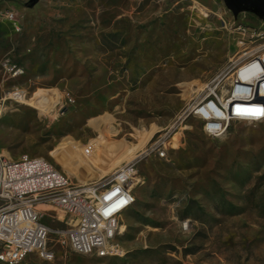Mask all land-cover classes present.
Listing matches in <instances>:
<instances>
[{"label": "rangeland", "instance_id": "obj_1", "mask_svg": "<svg viewBox=\"0 0 264 264\" xmlns=\"http://www.w3.org/2000/svg\"><path fill=\"white\" fill-rule=\"evenodd\" d=\"M0 10L13 13L0 17L1 153L86 179L154 139L164 149L135 164L120 255L72 251L67 214L50 207L52 256L15 264H264V117L212 135L190 112L204 83L219 98L242 49L264 44L263 18L223 0H0Z\"/></svg>", "mask_w": 264, "mask_h": 264}, {"label": "built area", "instance_id": "obj_2", "mask_svg": "<svg viewBox=\"0 0 264 264\" xmlns=\"http://www.w3.org/2000/svg\"><path fill=\"white\" fill-rule=\"evenodd\" d=\"M1 16L12 19L13 13L0 10ZM253 61L261 71L249 76V83L230 80V86L220 93V98L206 96L201 101V111L193 107L196 103L192 105L190 112L201 117L202 127L209 134H220L228 119L253 121L257 115L264 114V52ZM3 65L11 74L19 70L6 59ZM12 92L24 96L21 90ZM204 104L211 111H205ZM253 106L261 107L257 114L245 109ZM213 124L216 127H210ZM93 147L92 141H86L82 143L81 153L89 155ZM151 151L163 155V145L158 139L109 172L86 179L71 178L55 161L40 155L23 153L10 159L0 152V261L15 264L30 252L43 258L52 256L47 247L50 227L43 221L44 215H51L50 207L67 214L64 236L72 251L95 256L120 255L122 251L115 235L120 231L121 215L134 201L132 187L141 180L135 175V164Z\"/></svg>", "mask_w": 264, "mask_h": 264}, {"label": "bare ground", "instance_id": "obj_3", "mask_svg": "<svg viewBox=\"0 0 264 264\" xmlns=\"http://www.w3.org/2000/svg\"><path fill=\"white\" fill-rule=\"evenodd\" d=\"M263 50H264V44L258 46L257 48H253V49H248L247 47L243 48L242 49V53L235 60V61H239L238 62L239 65H237L236 68H234L235 71L233 69L234 73H233L232 80L235 79L238 82L249 83V78L248 77L253 75V74H255L258 71H261V67L255 61H253V59H255L257 54L263 53L264 52ZM210 87H211L210 82H207V83H204L202 88L200 89V91H202L201 93L203 95L199 99H197V100H195L193 102V104L196 103L193 107L197 108L196 109L197 111H201V109L199 108V105H200L201 101L204 100V98L206 96H208V90L210 89ZM219 98H220V96H219ZM221 102H222V100H221ZM239 102L248 103L249 101H239ZM237 107L241 108V109H244V106L237 105ZM203 109L205 111H211V108H210V106L208 104H204V108ZM245 109L249 113L257 114L258 111H255V110H260L261 107L260 106H253V107H245ZM263 117H264V114L263 115H257L256 117H254L253 121H259ZM231 119L232 120L248 121L245 118H239V119L231 118ZM210 127H216V126L213 124Z\"/></svg>", "mask_w": 264, "mask_h": 264}, {"label": "water", "instance_id": "obj_4", "mask_svg": "<svg viewBox=\"0 0 264 264\" xmlns=\"http://www.w3.org/2000/svg\"><path fill=\"white\" fill-rule=\"evenodd\" d=\"M37 0H26L27 5H33ZM224 5L236 15L238 11L248 10L264 19V0H223Z\"/></svg>", "mask_w": 264, "mask_h": 264}, {"label": "snow or ice", "instance_id": "obj_5", "mask_svg": "<svg viewBox=\"0 0 264 264\" xmlns=\"http://www.w3.org/2000/svg\"><path fill=\"white\" fill-rule=\"evenodd\" d=\"M255 111H259V110H255Z\"/></svg>", "mask_w": 264, "mask_h": 264}]
</instances>
